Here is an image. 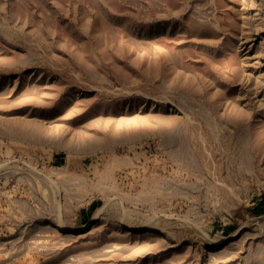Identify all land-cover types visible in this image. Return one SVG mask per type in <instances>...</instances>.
Returning a JSON list of instances; mask_svg holds the SVG:
<instances>
[{"label":"rangeland","instance_id":"rangeland-1","mask_svg":"<svg viewBox=\"0 0 264 264\" xmlns=\"http://www.w3.org/2000/svg\"><path fill=\"white\" fill-rule=\"evenodd\" d=\"M0 264H264V0H0Z\"/></svg>","mask_w":264,"mask_h":264},{"label":"bare ground","instance_id":"bare-ground-1","mask_svg":"<svg viewBox=\"0 0 264 264\" xmlns=\"http://www.w3.org/2000/svg\"><path fill=\"white\" fill-rule=\"evenodd\" d=\"M62 226V225H61Z\"/></svg>","mask_w":264,"mask_h":264}]
</instances>
